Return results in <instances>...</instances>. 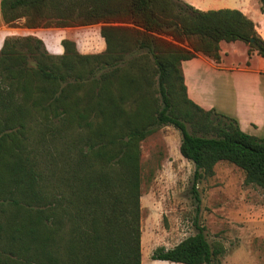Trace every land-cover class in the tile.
<instances>
[{"label": "trees", "instance_id": "obj_1", "mask_svg": "<svg viewBox=\"0 0 264 264\" xmlns=\"http://www.w3.org/2000/svg\"><path fill=\"white\" fill-rule=\"evenodd\" d=\"M0 11L10 27L102 23L106 43L103 52L82 54L63 39L64 52L53 54L34 35L4 39L0 264H142L140 144L151 122L180 131V152L194 163L195 182L226 160L264 190V137L194 102L182 69L198 54L221 67L222 42L242 41L250 56L257 51L264 58V39L243 11L201 10L183 0H0ZM161 35L193 41L186 48ZM147 84L157 86L162 107L146 108L143 97L141 108L126 111L122 91ZM71 132L77 135L68 138ZM49 144L57 145L55 169L41 168ZM204 231L197 226L152 258L219 264L224 249L212 247Z\"/></svg>", "mask_w": 264, "mask_h": 264}, {"label": "rangeland", "instance_id": "obj_2", "mask_svg": "<svg viewBox=\"0 0 264 264\" xmlns=\"http://www.w3.org/2000/svg\"><path fill=\"white\" fill-rule=\"evenodd\" d=\"M183 1L201 10H241L254 21L260 36L264 33V10L261 9V0ZM24 21L25 18H22L20 24ZM116 24L133 26L127 23ZM101 26L102 23L39 28L35 30V34H24L26 30L18 29L19 34L10 36L40 37L53 54H56L54 51L60 46L62 53L64 52L63 39L72 40L82 54L100 53L106 49L105 40L100 34ZM161 37L186 48H190V42L193 41L185 39L177 42L168 35ZM249 48L247 43H222L221 66L244 62ZM248 58L251 59V56ZM204 70L209 79L207 89L202 92L205 100L220 105L228 112H235L236 101L235 95L231 93L232 88L248 85L250 77L243 74L235 78L229 71L217 72V68L214 70L209 66ZM134 74L137 76L136 71ZM113 88L116 90V87ZM88 89L85 87L84 93ZM123 93V107L126 111L136 112L141 108L143 97L148 102L144 105L146 108L154 111L155 104L162 107L157 86L147 84L142 89L131 86L123 90L121 94ZM212 108L216 109L215 106ZM216 110L223 113L219 109ZM225 113L229 114H223ZM140 119L141 115L137 114L133 121L136 124ZM187 126L192 131L189 123ZM148 128L151 132L140 144L142 264H183L155 260L152 255L158 247L172 248L194 235L197 226L205 228L204 232L212 247L224 249V254L218 257L219 264H264V190L257 185L247 184L244 170L226 160L217 162L212 172L195 182V165L180 152V131L172 125H161L157 122H151ZM75 134L71 132L68 138ZM252 134L264 137V127ZM48 152L51 155L49 159L44 160L41 168L55 169L52 166L57 164V145L49 144Z\"/></svg>", "mask_w": 264, "mask_h": 264}, {"label": "crops", "instance_id": "obj_3", "mask_svg": "<svg viewBox=\"0 0 264 264\" xmlns=\"http://www.w3.org/2000/svg\"><path fill=\"white\" fill-rule=\"evenodd\" d=\"M18 29L26 30L24 34H35V30L39 28L10 27L4 23L0 11V49L7 36L19 34L17 32ZM261 36L264 39V33H261ZM230 43L244 42L235 41ZM56 49L57 51H54L56 54L62 53L61 47H57ZM249 49L246 51L247 58L244 62H235V64H231L229 66L218 67L217 64L209 57L203 54H198V56L193 59L184 60L182 62V69L188 96L194 102L205 109H210L215 106L216 109L223 111V113H229L230 116L238 120L243 131L252 134L259 131L261 127H264V58L261 57L257 51H253L251 59H249ZM206 66H209L214 70L217 68V72H221V70L224 73L225 71H229L235 78L243 74L250 77L251 81L248 82V85L243 87L234 86L232 88L233 91L231 93L235 95L236 101L235 112H228L224 108L220 107V105H216L214 102L205 100L206 98L202 92L204 89H207L209 84V79L206 77L208 75L205 74L204 70ZM236 85L238 84L236 83Z\"/></svg>", "mask_w": 264, "mask_h": 264}]
</instances>
